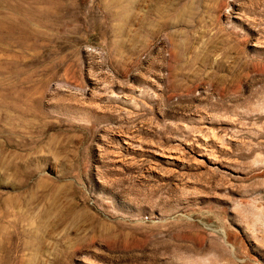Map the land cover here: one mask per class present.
I'll return each instance as SVG.
<instances>
[{"label":"rangeland","instance_id":"1","mask_svg":"<svg viewBox=\"0 0 264 264\" xmlns=\"http://www.w3.org/2000/svg\"><path fill=\"white\" fill-rule=\"evenodd\" d=\"M0 264H264V0H0Z\"/></svg>","mask_w":264,"mask_h":264},{"label":"bare ground","instance_id":"2","mask_svg":"<svg viewBox=\"0 0 264 264\" xmlns=\"http://www.w3.org/2000/svg\"><path fill=\"white\" fill-rule=\"evenodd\" d=\"M1 251H3V253L6 254V257H8V253H10V250H5L3 248H0Z\"/></svg>","mask_w":264,"mask_h":264}]
</instances>
